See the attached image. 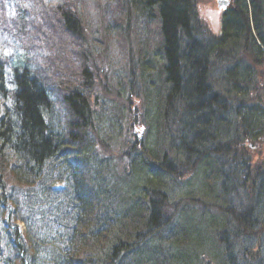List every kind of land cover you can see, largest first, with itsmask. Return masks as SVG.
Returning a JSON list of instances; mask_svg holds the SVG:
<instances>
[{
	"label": "trees",
	"instance_id": "1",
	"mask_svg": "<svg viewBox=\"0 0 264 264\" xmlns=\"http://www.w3.org/2000/svg\"><path fill=\"white\" fill-rule=\"evenodd\" d=\"M127 1L148 19L154 17L157 26L156 47L149 49L144 42L138 55L142 74L146 69L153 86L146 125L159 135L164 133L166 146L148 147L150 142L144 140L141 147L150 156H138L139 152L131 153L135 140L128 150L126 172L108 187L110 193L115 188L122 191L123 206L113 204L111 194L105 192L106 202L95 194L103 203L94 205L86 179L81 177L84 172L75 162L85 158L90 163L91 158L94 164L92 151L84 154L80 147L85 142L96 145L94 139L86 138L94 137L101 124H113L100 114L96 100L89 98L91 74L83 67L75 85L67 80L64 89L52 93L30 58L0 60V183L5 186V171L9 170L18 186L33 187V193H43L45 199L53 195L44 204L46 213L35 218L33 207L42 206L23 203L30 198L23 196L31 195V190L25 189L19 200L12 198L14 204H9L15 209L4 213L5 219L0 214V241L13 246L14 256H3L0 250V264H25L27 260L28 264H190L196 256L202 261L208 252L199 248L204 241L211 249V242L205 230L197 228L203 218L196 217L201 213L209 216L217 238L219 234L229 246L224 260L222 255L218 258L221 264H227L228 258L229 264H264V223L259 224L264 220V162L253 170L249 154L240 146L250 142L255 147L264 138L261 95L253 100L248 97L253 84L263 87L256 72L259 68L240 57L250 51L255 61L261 63L264 58V0H234L222 16L220 33L209 36L195 23L196 0ZM68 8L57 9L62 29L81 34L82 21ZM47 16L42 18L43 26H31L36 32L39 29L34 36L58 32L57 18ZM58 102L62 109L57 108ZM163 122L167 130L160 126ZM105 129L99 138L108 141ZM2 165L7 168L1 169ZM184 175H191L184 186L193 195L198 194L194 182L202 178V197L187 196L192 200L183 205L184 212L174 211L176 218L169 219L157 203L172 191V184L185 181ZM240 176L252 178L251 197L235 185ZM201 198L202 205L195 202ZM217 199L223 201L221 205ZM21 203L27 211L21 216L27 225L26 236L16 226L17 220L9 221L13 212L16 217L20 214ZM2 205L6 206L5 199ZM188 210L196 216L194 220L189 216V224L182 218ZM156 233L171 236L160 243L152 239Z\"/></svg>",
	"mask_w": 264,
	"mask_h": 264
},
{
	"label": "rangeland",
	"instance_id": "2",
	"mask_svg": "<svg viewBox=\"0 0 264 264\" xmlns=\"http://www.w3.org/2000/svg\"><path fill=\"white\" fill-rule=\"evenodd\" d=\"M232 4L233 0H228L227 7H231ZM40 5H37L36 0H6L4 5L0 4V38H3L4 36V39L6 40V42L0 41V52L6 54L12 61H17L23 57L30 58L32 63L37 66V70H40L41 73H43V80L52 86V90L55 93H59L58 91L64 89L67 80L72 79L75 85L78 78H81L80 74L82 73L83 67H86L89 74H91V81H88L90 85L88 90L89 98L92 102L96 99V108L101 111L100 114L102 116H105L110 123L112 122L113 127L101 124V126L98 127V132L96 129V134L93 133L94 137L88 136V138H86L87 140L94 139L97 144L95 145L93 143L85 142V144L80 147V151L84 152V154H88L90 150L92 151V155L90 156H95V158H93L94 164H92L91 158L90 163L88 162V159L85 158H80L81 160L76 161L75 163L78 165L82 173L84 172L81 177L86 179V183L84 184L90 189V197L94 202V205L96 204V206L100 207L103 202H106V197L102 196V194L106 193L111 194L108 197L113 200V204L116 203L123 206V202L121 201L122 191L119 188L117 190L115 188L112 189V193H110L111 191L108 187L110 186L109 182L117 179V176H120L119 179L123 177L122 174L124 173L126 166L123 162L125 161V157L130 155L129 149L134 146V141L139 140L136 141L135 147L132 148L133 151L131 153L139 152L138 156L144 155V157L150 156V152L141 147L144 140L150 142L147 145L148 147L154 148V144L157 147H159L158 144L166 146V143L163 141L164 133L161 132L162 129L167 130L165 123H160V126L162 127L160 135L159 133H156V130H149L146 125V117L149 110L147 108L150 106L149 101L152 98L150 89H152L153 86L150 84L146 69L145 73L139 74L141 64L140 61L137 60L140 44L146 42L149 49L152 48L154 50V47H156V44L159 41L156 24L155 22H152L154 17L148 19L149 17L140 16L138 11L130 8L124 0H42ZM60 6L65 8H68L69 6L70 8L68 9L72 11L74 10L75 15L81 19L83 24L81 34L76 32L71 33L65 28L62 29L61 21L58 20L59 15L57 10ZM195 9L196 19L201 29L206 30L207 33L218 35L220 32V18L222 12L218 9L217 0H196ZM17 10L23 11V15L19 14L21 17L19 19H17ZM36 12H46L47 14L52 12L54 17L57 18L56 23H58V32L53 30L52 33H47L46 37L42 38L40 33L38 36H34L37 32L32 30V23L37 21L35 25L37 28L43 26V23L46 24L41 18L38 20ZM9 15H12V17L10 18L11 20L7 21ZM6 29L9 32L8 35ZM8 36L10 39H7ZM148 55V57H150V53ZM240 57L250 60V64L254 65L257 69L259 68L256 72L258 78H260L259 81L263 82V87L260 88L259 83L258 86L253 84L255 87L250 90L248 97L253 100L261 95L260 98L264 103V58H261V63L260 61H255L251 56L250 51L242 52ZM250 57H252L253 60H251ZM150 58L152 59V57ZM136 60L138 62L134 68L136 72H134L130 63L131 61L135 63ZM154 61L156 63L155 59ZM262 72V76H259ZM146 80H148V82ZM54 81L57 82L55 83ZM58 105L59 108L62 109L61 103H57V108ZM117 120H120L121 123L118 124ZM104 129L107 131L106 133H109L110 135L108 141H103L99 138ZM167 141L168 137L166 138V142ZM247 143L248 144L246 145L244 144L240 146L245 148L244 150L250 156L249 158L252 163V169L256 170V167L259 165L262 167L264 162V138H260L255 147L250 142ZM81 152H79V154ZM104 156L107 157L106 160H104ZM95 163L100 165L99 168L94 166ZM5 168H7V165L1 166V169ZM72 168H74V164L72 165ZM117 172H119V174ZM5 173L8 174V180L5 183V186H2L0 183V214L3 215L4 219L6 218L4 213L7 214L10 210L15 209V207L9 204H14L12 198L19 200L25 189L28 191L31 190V195L27 194L26 196H23L30 197L25 199L23 203L25 204V201H27L29 204L42 206L39 208L36 206L33 207L35 208L33 210L34 218L39 214L46 213L43 209L45 208L47 199L52 198L53 195L51 196L49 194L48 198L45 199L43 193H33V187L28 189L27 187L22 188L18 186V184L12 180V176L9 175V170H6ZM254 173L255 172L252 171L250 173L252 178ZM188 176L189 175H184V178L186 177L184 182L178 185L172 184V191L167 193V196L163 201L157 203L161 209L162 215L166 214L169 219L176 218L174 211L182 210L184 212L183 205L186 203L189 204L193 197H202V190H204L202 178H198V180L194 182L193 188L198 194L193 195L190 194L192 189H186L184 186V184H186L191 178V175ZM243 177H239V183L236 179L235 185L245 191L248 197H251L252 190L250 188L252 178H250V176ZM100 179L103 180L102 183L98 181ZM48 182L49 180L46 181L47 184ZM138 182H141L140 177L138 178ZM190 182H192V179ZM73 184H75L74 180ZM168 187H170V185H168L167 188ZM237 187L236 190H238ZM45 188L47 187L45 186ZM34 189L36 188L34 187ZM72 189L73 187L70 189L68 188L69 193H71L70 191ZM80 189L82 190V186ZM123 191L125 194V188ZM95 194H98V197L101 196L104 198V201H97L94 197ZM238 194L239 192L236 191L235 196H238ZM5 196L6 198H4ZM187 196H191L192 198L190 197L187 199ZM3 199H5L6 206L2 205ZM8 199H10V202ZM29 199H31V201H28ZM221 201L222 200L219 201L217 199V205H221L223 202ZM195 202L202 205L204 200L201 198L200 202L198 199L195 200ZM23 203H21V206L18 208L20 214L16 217V215H14L15 212H13L9 221L14 222V220H17L16 226H18L23 233V236H26L27 225L24 223V219L22 220L21 218V216L27 212L24 210L25 206ZM160 209L158 208V210ZM212 209L217 213L220 211H218L217 207L213 208L212 206ZM195 214L200 213L195 212ZM219 215H221V212ZM189 216L191 217V220L203 218L200 219L197 228L201 227V229H204L208 241L211 242V249L207 248V244L204 241L199 248V251L208 252V255L206 256L207 260L203 258V260L200 261L198 256H196L197 260H193L190 264H202L206 262V264H221L222 259L219 260V256L221 257L222 255L224 260L225 254L230 251L229 246L224 243V240L220 239L219 234L217 233V238V235L214 233L216 225L212 224L213 221H209V216L204 217V214L201 213L196 217L194 216V212L190 213L189 210L182 215V218L183 220H186V223L190 220ZM3 217L0 216L1 225ZM164 220L162 221L166 222ZM263 223L264 220L262 218L259 224L262 225ZM165 226L168 227L167 224H165ZM158 236H160V239ZM169 236L171 235L166 234L163 236V233H156L155 238L151 237L154 241L156 240L161 243L163 238L165 239ZM171 239L173 240L175 237H171ZM231 241L233 242V240ZM12 249L13 246H11L10 243L1 239L0 250L2 251V254H4L3 256H14ZM43 250L38 255L41 259L43 258V253H46V249L45 251ZM170 251H168V253H170ZM173 253L174 252L172 251L170 255H173ZM227 264H229V258Z\"/></svg>",
	"mask_w": 264,
	"mask_h": 264
},
{
	"label": "bare ground",
	"instance_id": "3",
	"mask_svg": "<svg viewBox=\"0 0 264 264\" xmlns=\"http://www.w3.org/2000/svg\"><path fill=\"white\" fill-rule=\"evenodd\" d=\"M28 263H29V260H27L25 264H28Z\"/></svg>",
	"mask_w": 264,
	"mask_h": 264
}]
</instances>
